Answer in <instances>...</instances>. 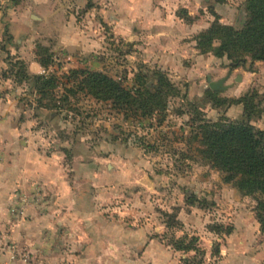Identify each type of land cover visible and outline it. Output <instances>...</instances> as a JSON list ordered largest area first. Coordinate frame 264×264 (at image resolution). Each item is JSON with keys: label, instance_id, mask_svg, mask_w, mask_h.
Listing matches in <instances>:
<instances>
[{"label": "rangeland", "instance_id": "obj_1", "mask_svg": "<svg viewBox=\"0 0 264 264\" xmlns=\"http://www.w3.org/2000/svg\"><path fill=\"white\" fill-rule=\"evenodd\" d=\"M119 1L53 0L49 7V0H0V119L7 133L0 142L1 153L24 149L44 156L57 153L66 178L73 189L80 188L84 199L82 206L61 209L44 183L32 180L17 185L9 206L19 194L26 199L25 213L22 219H13L7 209L10 222H21L31 212L47 218L61 211L79 214L82 220L75 226L46 224L36 245L6 240L1 251L15 243L28 256L27 263L18 259L16 264H185L182 258L193 252L173 250L167 242L173 232L198 238L204 250L202 264H264V231L253 210L256 199L242 194L235 181L224 182L221 172L199 158L191 113L186 112L190 100L209 120L223 125L246 120L242 104L213 107L201 100L210 89L208 77L211 81L226 77L224 88L214 90L217 96L232 99L255 94L256 113L249 123L264 130V59L253 60L248 53L243 62L234 64L213 51L201 54L193 36L187 43L199 57L168 61L165 50L154 44L164 36H152L150 25H126L123 14L117 12ZM214 3L221 16L211 6ZM246 3L201 0L195 16L208 22L207 27L218 17L220 23L238 30L247 21ZM184 10L178 6L171 16L181 18ZM167 27L161 24L159 31L166 33ZM217 45L214 41L213 46ZM39 57H49L50 65L42 67ZM17 58L24 61L30 76H57L53 96L41 97L33 80L14 77L9 61ZM31 62L42 70L38 72ZM72 68L106 73L128 89L137 86V73L144 74L149 84L156 81L153 72L161 71L179 94L168 98L163 117L158 113L127 118L82 91L69 94V104L62 110L46 108L70 84L64 74ZM177 109L185 112L178 114ZM191 193L206 199L207 207L185 204V195ZM162 211L176 212L180 226L166 229ZM218 223L231 225L232 232L216 233L213 227ZM215 243L218 255L213 254Z\"/></svg>", "mask_w": 264, "mask_h": 264}, {"label": "trees", "instance_id": "obj_2", "mask_svg": "<svg viewBox=\"0 0 264 264\" xmlns=\"http://www.w3.org/2000/svg\"><path fill=\"white\" fill-rule=\"evenodd\" d=\"M91 6V5H90ZM247 21L241 29L219 22L218 17L206 29L193 37L195 47L199 53H214L216 57H226L239 64L250 53L253 60L264 59V0H247ZM180 16V15H179ZM181 18L190 22L192 19L185 12ZM218 41L217 46L213 42ZM44 49V48H42ZM41 51V47H39ZM38 50V52H39ZM39 63L47 68L51 60L49 57H39ZM11 71L15 68L14 77L19 81L33 80L35 91L41 97L53 96L57 76L52 73L35 74L30 76L26 71L22 59L9 61ZM155 83H149L142 73H137V86L128 89L115 78L100 71L89 69H69L66 77L67 85L61 97L54 99L55 103L45 105L46 108L62 110L68 105V95L82 91L98 101L107 102L111 109L120 111L125 117H151L155 114L164 116L168 108V98L179 94V89L161 71H154ZM55 98V97H53ZM255 94L239 98L218 97L216 91L207 89L201 100L210 103L213 107L223 105L242 104L246 120L236 119L223 125L219 121L205 118L204 111L199 105L190 100L186 101V112L191 113L190 128L197 141L196 152L199 158L211 168L223 174V181H235L238 189L244 195L253 196L256 204L253 207L255 218L260 230L264 231V130L255 128L249 119L256 113L254 103ZM56 112V111H55ZM185 111L177 109L178 114ZM185 204L199 208H206V199L197 197L194 193L186 194ZM212 204V203H211ZM165 216L166 229L180 226L176 212L162 211ZM213 230L218 234H230L231 225L215 224ZM167 242L175 251L183 253L193 252L192 255L182 258L185 264H202L204 250L198 245V238L194 235L183 234L176 236L170 233ZM213 254L220 253L217 243L214 244Z\"/></svg>", "mask_w": 264, "mask_h": 264}, {"label": "crops", "instance_id": "obj_3", "mask_svg": "<svg viewBox=\"0 0 264 264\" xmlns=\"http://www.w3.org/2000/svg\"><path fill=\"white\" fill-rule=\"evenodd\" d=\"M200 1L121 0L117 3V12L123 14L126 25L134 23L141 24V26H146L147 28L149 25L152 26V36H164L157 44L154 43L155 46L157 45L156 48L158 50H165L163 54L167 55L168 61L177 62L185 56L199 57L197 51L189 45L190 43H187V39L195 36L208 25V22H202V19L195 16V13L199 10ZM52 4L53 0H49V7ZM217 5L214 3L211 6L221 16ZM176 6L185 9L189 17L193 18L192 21L187 23L179 16L175 17L174 14L171 16V13L177 8ZM32 15L30 14V17ZM174 18L176 19V24L174 23ZM37 19L41 21L43 18L41 15H38ZM161 24L168 25L166 33L159 31V25ZM173 27H176V29H173ZM31 64L33 68L38 69V72L42 70L37 62H31ZM0 122H2L0 123L1 142L6 139L7 133L4 121L0 119ZM9 133L10 137L14 134L11 131ZM2 149L3 147L0 145V260L5 258L6 255L3 252L4 250L1 251L3 249V242L6 240H16L23 245H36L37 241L41 238V235L39 236L40 229L44 228L43 226L46 224H49L50 228L56 227L59 224L75 226V224H79L80 220H82L79 219V214L74 216L68 211H61L60 215L57 216L52 213L47 218L39 217L34 215V212H31L29 217L21 222H10L8 220L7 209L11 192L17 185L21 184L25 186L32 180L44 183L47 185L49 195L53 197L54 203L61 209L82 206L84 204V199L79 196L80 191L78 189L80 188L73 189L74 187L66 178L60 162V155L51 153L49 156H44L31 149L19 150L17 153H1ZM75 219L78 223H75ZM81 231L84 233L85 228H81Z\"/></svg>", "mask_w": 264, "mask_h": 264}, {"label": "built area", "instance_id": "obj_4", "mask_svg": "<svg viewBox=\"0 0 264 264\" xmlns=\"http://www.w3.org/2000/svg\"><path fill=\"white\" fill-rule=\"evenodd\" d=\"M26 199L16 194L8 208L9 215L13 219H22L25 213ZM6 258L0 260V264H16L19 259L23 263H27V254L23 250H19L15 243L6 245Z\"/></svg>", "mask_w": 264, "mask_h": 264}, {"label": "water", "instance_id": "obj_5", "mask_svg": "<svg viewBox=\"0 0 264 264\" xmlns=\"http://www.w3.org/2000/svg\"><path fill=\"white\" fill-rule=\"evenodd\" d=\"M33 18H37V16L32 15ZM237 80L240 79L239 76L236 77ZM226 80V77H223L217 81H211V78L208 77V87L212 90H220L223 89V82Z\"/></svg>", "mask_w": 264, "mask_h": 264}]
</instances>
